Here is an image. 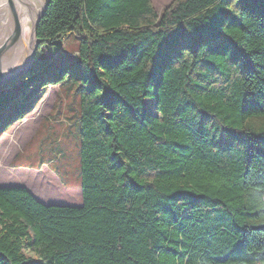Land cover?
<instances>
[{"label": "trees", "instance_id": "trees-1", "mask_svg": "<svg viewBox=\"0 0 264 264\" xmlns=\"http://www.w3.org/2000/svg\"><path fill=\"white\" fill-rule=\"evenodd\" d=\"M36 35L7 128L76 83L81 204L0 186V264H264V0H49Z\"/></svg>", "mask_w": 264, "mask_h": 264}, {"label": "rangeland", "instance_id": "rangeland-1", "mask_svg": "<svg viewBox=\"0 0 264 264\" xmlns=\"http://www.w3.org/2000/svg\"><path fill=\"white\" fill-rule=\"evenodd\" d=\"M160 16L171 0H151ZM43 47L40 58L55 67L77 57L74 35L65 39L57 51ZM38 87L29 96L35 98ZM12 88L0 93V186H27L45 204L79 206V97L76 83L67 78L62 84L48 85L32 109L9 128L18 106ZM32 100V99H31ZM0 129V130H1ZM43 203V202H42Z\"/></svg>", "mask_w": 264, "mask_h": 264}, {"label": "water", "instance_id": "water-1", "mask_svg": "<svg viewBox=\"0 0 264 264\" xmlns=\"http://www.w3.org/2000/svg\"><path fill=\"white\" fill-rule=\"evenodd\" d=\"M17 1L29 19L26 40L23 38L21 15ZM49 0H5L0 5V86L32 70L40 40L37 24Z\"/></svg>", "mask_w": 264, "mask_h": 264}, {"label": "bare ground", "instance_id": "bare-ground-1", "mask_svg": "<svg viewBox=\"0 0 264 264\" xmlns=\"http://www.w3.org/2000/svg\"><path fill=\"white\" fill-rule=\"evenodd\" d=\"M5 0H0V5L4 3ZM17 9L20 12L21 15V25H22V31H23V38L26 40V34L29 30V19L27 16V13L25 12V9L23 6L19 4L17 1Z\"/></svg>", "mask_w": 264, "mask_h": 264}, {"label": "crops", "instance_id": "crops-1", "mask_svg": "<svg viewBox=\"0 0 264 264\" xmlns=\"http://www.w3.org/2000/svg\"><path fill=\"white\" fill-rule=\"evenodd\" d=\"M23 187H25L38 201L43 202V204L46 203L42 198H40L37 195H35V193L31 190V188L27 187L26 185L23 186ZM79 191H80V188H79ZM80 195H81V193H80Z\"/></svg>", "mask_w": 264, "mask_h": 264}]
</instances>
